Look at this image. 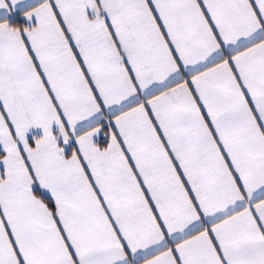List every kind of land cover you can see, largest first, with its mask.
I'll return each instance as SVG.
<instances>
[{
  "label": "snow or ice",
  "instance_id": "6c2138e0",
  "mask_svg": "<svg viewBox=\"0 0 264 264\" xmlns=\"http://www.w3.org/2000/svg\"><path fill=\"white\" fill-rule=\"evenodd\" d=\"M0 264H264V0H0Z\"/></svg>",
  "mask_w": 264,
  "mask_h": 264
}]
</instances>
